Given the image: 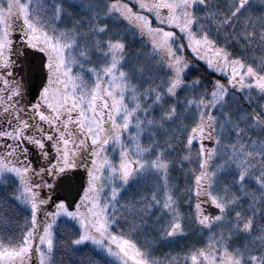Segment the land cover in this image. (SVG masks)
Segmentation results:
<instances>
[{
    "label": "snow or ice",
    "instance_id": "snow-or-ice-1",
    "mask_svg": "<svg viewBox=\"0 0 264 264\" xmlns=\"http://www.w3.org/2000/svg\"><path fill=\"white\" fill-rule=\"evenodd\" d=\"M0 264H264V0H0Z\"/></svg>",
    "mask_w": 264,
    "mask_h": 264
},
{
    "label": "trees",
    "instance_id": "trees-1",
    "mask_svg": "<svg viewBox=\"0 0 264 264\" xmlns=\"http://www.w3.org/2000/svg\"><path fill=\"white\" fill-rule=\"evenodd\" d=\"M135 47H139V45H136ZM195 67L198 69L199 73L203 74L205 77L207 78H211V79H215V78H220V74L219 73H213L211 69H208L207 66L205 65V63L203 61H199ZM176 175L178 176L179 173H176ZM159 243V242H158ZM184 241H179V244H183ZM160 252H167L170 249H176L177 246L176 245H164V244H160ZM178 250V249H177ZM159 254V253H158Z\"/></svg>",
    "mask_w": 264,
    "mask_h": 264
},
{
    "label": "water",
    "instance_id": "water-1",
    "mask_svg": "<svg viewBox=\"0 0 264 264\" xmlns=\"http://www.w3.org/2000/svg\"><path fill=\"white\" fill-rule=\"evenodd\" d=\"M60 180L63 181V187L60 191L61 194L66 195L67 193L63 190V188H69L71 190V195L74 197L76 195L75 189L78 188L80 184L76 183L77 181L75 180L74 175L72 173L66 172L65 174H63Z\"/></svg>",
    "mask_w": 264,
    "mask_h": 264
},
{
    "label": "rangeland",
    "instance_id": "rangeland-1",
    "mask_svg": "<svg viewBox=\"0 0 264 264\" xmlns=\"http://www.w3.org/2000/svg\"><path fill=\"white\" fill-rule=\"evenodd\" d=\"M67 172L69 173H74V178L77 181L76 183H81V178L83 175V170L82 169H69ZM59 195H64L61 194V192L58 193Z\"/></svg>",
    "mask_w": 264,
    "mask_h": 264
},
{
    "label": "flooded vegetation",
    "instance_id": "flooded-vegetation-1",
    "mask_svg": "<svg viewBox=\"0 0 264 264\" xmlns=\"http://www.w3.org/2000/svg\"><path fill=\"white\" fill-rule=\"evenodd\" d=\"M73 175H74V173H73Z\"/></svg>",
    "mask_w": 264,
    "mask_h": 264
}]
</instances>
